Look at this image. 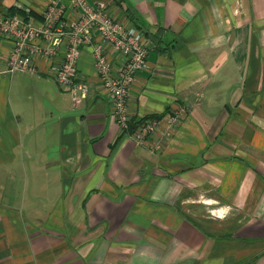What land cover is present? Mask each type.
I'll use <instances>...</instances> for the list:
<instances>
[{
    "label": "crops",
    "instance_id": "crops-1",
    "mask_svg": "<svg viewBox=\"0 0 264 264\" xmlns=\"http://www.w3.org/2000/svg\"><path fill=\"white\" fill-rule=\"evenodd\" d=\"M52 2L0 0V14L41 25ZM89 2L150 46L129 136L91 47L75 107L49 74L65 43L34 56L37 75H11L0 37V264H264V0ZM143 121L156 130L138 145Z\"/></svg>",
    "mask_w": 264,
    "mask_h": 264
},
{
    "label": "built area",
    "instance_id": "built-area-1",
    "mask_svg": "<svg viewBox=\"0 0 264 264\" xmlns=\"http://www.w3.org/2000/svg\"><path fill=\"white\" fill-rule=\"evenodd\" d=\"M71 7L74 13L71 23L64 18L62 0H53L44 10L41 25L30 20L29 9L23 10L24 15L0 14V37L13 43L8 72L11 75H37L39 69L34 56L43 53L48 57L53 54L52 46L65 43V60L50 67L49 74L59 87L69 91L74 106L79 107L88 98L90 88L78 72V61L81 49L91 47L100 89L110 99L120 134L126 138L132 120L129 109L131 90L137 74L148 68L150 46L146 43V35L118 20L104 3L71 0ZM106 46L117 53L118 68L114 69L108 60ZM155 130L156 123L143 121L131 136L138 145H142Z\"/></svg>",
    "mask_w": 264,
    "mask_h": 264
},
{
    "label": "trees",
    "instance_id": "trees-1",
    "mask_svg": "<svg viewBox=\"0 0 264 264\" xmlns=\"http://www.w3.org/2000/svg\"><path fill=\"white\" fill-rule=\"evenodd\" d=\"M119 4V3H118Z\"/></svg>",
    "mask_w": 264,
    "mask_h": 264
}]
</instances>
